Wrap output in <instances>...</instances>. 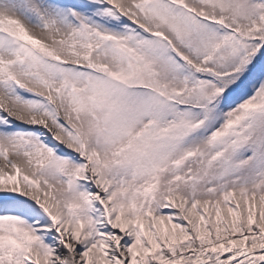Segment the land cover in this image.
I'll list each match as a JSON object with an SVG mask.
<instances>
[{"label":"snow or ice","instance_id":"6c2138e0","mask_svg":"<svg viewBox=\"0 0 264 264\" xmlns=\"http://www.w3.org/2000/svg\"><path fill=\"white\" fill-rule=\"evenodd\" d=\"M0 264H264V0H0Z\"/></svg>","mask_w":264,"mask_h":264}]
</instances>
